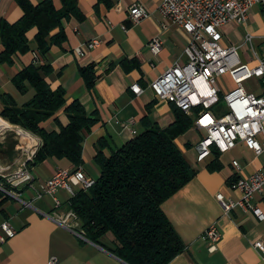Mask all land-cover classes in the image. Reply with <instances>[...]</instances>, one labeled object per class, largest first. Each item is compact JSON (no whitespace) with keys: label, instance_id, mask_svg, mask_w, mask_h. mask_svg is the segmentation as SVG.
Wrapping results in <instances>:
<instances>
[{"label":"crops","instance_id":"1","mask_svg":"<svg viewBox=\"0 0 264 264\" xmlns=\"http://www.w3.org/2000/svg\"><path fill=\"white\" fill-rule=\"evenodd\" d=\"M30 1L38 5L43 0ZM53 1L57 9L62 7L60 0ZM160 3L161 0H78L82 18L72 16L63 20L66 40L61 46H53L43 56L37 50L35 37L38 30L34 28L27 34L31 51L16 56L12 65L0 64V167L16 169L26 161L35 177L33 187L17 190L19 198L5 195V200L0 199V225L9 222L17 231L13 239L0 246V264H48L53 256L58 258V264H127L108 248L81 237L80 229L73 231L60 224L62 215L70 211L73 197L61 189L57 194L61 207L57 209L53 197L40 194V187L58 170H74V166L66 159H48L34 165L43 140L1 115V96L11 95L20 107L24 106L34 97L35 91L30 88L26 94H21L13 83L14 77L35 62L50 66L47 82L53 90L64 89L67 105L78 101L88 116L96 115L100 119L84 134L82 166L87 176L98 179L100 169L95 157L102 139L108 140L110 148L106 153L111 154L152 125L165 129L176 120L173 104L158 99L150 84L176 63L188 61L186 47L190 37L162 16ZM134 4L143 5L149 13L137 24L129 19V10ZM23 15L16 0H0L1 19L13 24ZM58 32L56 29L52 35ZM249 34L254 36L252 42L246 40ZM227 35L232 37V44L225 42ZM155 37L163 42V50L158 55L149 49V43ZM95 39L101 44L90 48L89 44ZM255 39L264 40V18L259 6L253 8L247 24L223 28V44L237 46L239 52L244 46L247 48V44H251L254 51ZM2 50L0 39V52ZM79 51L84 54L79 55ZM88 66H94L98 76L92 90L88 89L81 74V69ZM223 78L232 82L228 76L220 80L224 81ZM135 84L141 87V94L132 90ZM57 121L63 126L69 124L65 108L43 126L49 131H59ZM201 137L193 125L176 140L197 174L162 206L186 246V250L170 264H264V255L254 246L257 241H264V222L243 209L225 214L217 200L219 193L229 199H239L240 194L231 189L230 183L256 171L264 163V155L255 158L241 144L231 152L221 154V169L211 171V157L205 162L198 161L197 145ZM233 160L241 163L240 172L234 169ZM71 182L76 194L82 190L74 179ZM256 203L264 211V193ZM212 225H216L222 235L215 251L210 249L204 237ZM103 243L113 248L114 236L108 233Z\"/></svg>","mask_w":264,"mask_h":264},{"label":"trees","instance_id":"2","mask_svg":"<svg viewBox=\"0 0 264 264\" xmlns=\"http://www.w3.org/2000/svg\"><path fill=\"white\" fill-rule=\"evenodd\" d=\"M16 1L24 11L23 17L13 24L0 18L3 45L0 64L12 65L16 56L31 51L27 34L34 28L38 30L37 50L46 56L53 46H61L66 40L63 20L72 16L82 18L78 0H60V9L53 0H43L38 5L30 0ZM56 29L59 32L52 35ZM50 72V66L38 62L20 71L13 79L15 87L21 94L32 88L35 95L22 107L11 95H2L1 115L42 138L43 145L34 165L48 159H66L78 170L84 164V134L100 119L96 115L88 116L78 101L67 105L64 89L53 90L47 82ZM81 74L88 89H94L98 80L94 66L82 68ZM173 106L176 120L165 129L152 125L111 154L106 153L110 148L108 140L102 139L95 157L99 178L93 187L80 190L70 202L69 208L78 217L86 239L108 248L127 264H170L186 250L162 208L197 174L176 143L193 127V118ZM64 108L69 124L63 126L57 121L59 131L47 130L43 124ZM220 155L213 149L211 171L221 169ZM4 196L0 191V199ZM108 233L115 238L113 248L103 243Z\"/></svg>","mask_w":264,"mask_h":264},{"label":"built area","instance_id":"3","mask_svg":"<svg viewBox=\"0 0 264 264\" xmlns=\"http://www.w3.org/2000/svg\"><path fill=\"white\" fill-rule=\"evenodd\" d=\"M255 6L262 8L264 18V0H161L159 11L162 16L182 28L190 37L186 47L188 61L170 67L150 84V88L158 99L175 104L194 118V128L202 134L197 145L199 162L207 161L213 149L226 154L241 144L255 158L264 155V93L256 95L243 87V83L253 77L264 81V59L251 68L242 62L237 46L223 44V28L231 24H247ZM148 16V10L141 4H134L129 10V19L134 24ZM253 38L249 34L246 40L252 42ZM100 44L95 39L89 47L96 48ZM149 49L154 55L160 54L163 50L161 38H153ZM83 54L79 51V55ZM224 76L232 80L234 87L222 94L220 78ZM132 90L136 94L142 92L137 84L132 86ZM221 100L225 106H220ZM232 165L236 172L242 170L238 160H233ZM0 169L7 177V184H0V191L6 196L19 198L17 190L34 186L35 177L26 161L16 169ZM72 179L82 190H89L96 183V179L87 176L82 168L58 170L40 187V194L53 197L58 209L61 203L57 194L61 189L67 190L72 197L76 195ZM230 187L240 197L233 200L222 193L217 194L224 213L243 209L251 212L259 222H264V211L256 203L264 193V163L248 177H237ZM60 224L73 231L81 227L72 210L62 215ZM16 235L13 226L3 222L0 225V246ZM80 235L85 237L83 232ZM204 237L213 251L222 239L216 225L210 226ZM254 246L264 255L263 240L257 241ZM48 264H58V258L51 257Z\"/></svg>","mask_w":264,"mask_h":264},{"label":"rangeland","instance_id":"4","mask_svg":"<svg viewBox=\"0 0 264 264\" xmlns=\"http://www.w3.org/2000/svg\"><path fill=\"white\" fill-rule=\"evenodd\" d=\"M259 9L260 11L262 10L260 6H259ZM242 32L244 31L242 30ZM224 40L227 44L233 43V39L231 36L229 37V35H227ZM247 45H248L247 48L244 46L240 50L239 55L243 63H247L251 68H254L258 66V64L260 63V61L257 58L264 59V40H261V39L254 40V47H253L254 51L252 50L251 44H247ZM220 84H221V88L223 91L222 94L228 92L232 87H234V84L230 82L229 80L227 81L226 79L224 81L220 80ZM225 87L228 90H226ZM243 87L248 92H252L256 95H261L264 93V81L262 78H257V77L250 78L243 83ZM220 106H225V105L221 104ZM195 133L198 136V133L197 132ZM263 159H264V156H263ZM78 230L79 228H77V231Z\"/></svg>","mask_w":264,"mask_h":264},{"label":"bare ground","instance_id":"5","mask_svg":"<svg viewBox=\"0 0 264 264\" xmlns=\"http://www.w3.org/2000/svg\"><path fill=\"white\" fill-rule=\"evenodd\" d=\"M0 184H7V177L0 173Z\"/></svg>","mask_w":264,"mask_h":264}]
</instances>
